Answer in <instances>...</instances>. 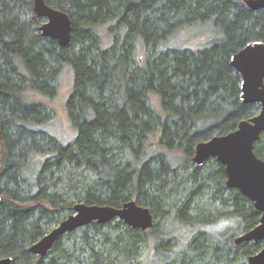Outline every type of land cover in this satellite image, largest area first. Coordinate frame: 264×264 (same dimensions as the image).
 <instances>
[{
    "label": "trees",
    "instance_id": "trees-1",
    "mask_svg": "<svg viewBox=\"0 0 264 264\" xmlns=\"http://www.w3.org/2000/svg\"><path fill=\"white\" fill-rule=\"evenodd\" d=\"M45 1L71 18L65 47L42 36L34 0H0V260L142 264L150 234L161 255L155 264H247L264 241L234 237L256 227L261 213L227 187L217 159L201 166L193 159L198 143L259 111L241 102L230 60L249 42H264V10L253 12L245 0ZM197 29L210 38L176 46L179 35ZM64 68L73 72L67 113L75 137L67 143L40 129L53 120L36 99L58 96ZM255 153L264 160V133ZM69 170L90 177L74 181ZM63 183L78 203L135 200L150 209L154 227L92 223L34 256L30 246L73 213L75 204L56 191ZM207 195L223 208L218 214L204 207ZM224 221L232 226L209 231ZM186 228L194 232L183 241Z\"/></svg>",
    "mask_w": 264,
    "mask_h": 264
},
{
    "label": "water",
    "instance_id": "water-1",
    "mask_svg": "<svg viewBox=\"0 0 264 264\" xmlns=\"http://www.w3.org/2000/svg\"><path fill=\"white\" fill-rule=\"evenodd\" d=\"M246 5L252 11H259L264 9V0H246ZM33 9L35 15L45 21L40 27L44 38L57 41L61 47L70 44L72 21L66 12L52 7L45 0H34ZM231 65L241 76V102L259 104L261 109L252 118L241 121L233 132L215 135L198 143L193 161L201 166L209 158H214L225 166L227 187L239 190L261 213L259 224L239 236L236 243H257L264 241V160L255 153V144L264 133V43L256 41L247 44L231 57ZM1 199L0 193V201ZM115 219L142 231L154 227L150 209L139 205L135 200L120 207L76 203L73 213L33 243L29 252L34 256L45 257L67 233L92 223L104 225ZM0 264H13V259L3 258ZM248 264H264V248L250 256Z\"/></svg>",
    "mask_w": 264,
    "mask_h": 264
},
{
    "label": "rangeland",
    "instance_id": "rangeland-1",
    "mask_svg": "<svg viewBox=\"0 0 264 264\" xmlns=\"http://www.w3.org/2000/svg\"><path fill=\"white\" fill-rule=\"evenodd\" d=\"M203 35H208L210 38V30L209 31H204V29H197L196 32L193 31V33H186L185 35H179V37L175 40V44L176 46H184L187 45L190 42H197V37L199 36H203ZM195 47V45H193ZM72 88H73V72L68 69V68H64L63 73H62V79H61V84H60V89H59V93L58 96L54 99V100H46V99H42L39 97H36V99L44 102L45 104H47V106L50 107L51 111L48 110V113L51 117V119L53 120L51 125L48 126H43L40 129L44 130L46 132H48V134L50 136H52L53 138H55L56 140L60 141L61 143H67L73 140V138L75 137V131L72 129L69 118H68V113H67V101L68 98L72 92ZM179 154V153H178ZM181 156V155H180ZM193 163H195L193 161ZM81 172V171H80ZM80 172H75L73 171L72 173H70V170L67 173V177H71L75 180L81 179L83 177H87L90 175L87 173H83L80 174ZM82 175V176H80ZM66 177V180H67ZM88 177V178H89ZM73 186V185H71ZM56 191L64 193L65 194V199L70 202V203H78V200L76 199V192L73 189V187H67V183H63L61 184L58 188H56ZM210 197L209 195L206 196L205 200H204V207L213 213V214H218L220 211L223 210V208L220 206V204H212L210 202ZM68 216H65L62 221L64 219H66ZM60 221V222H62ZM59 222V223H60ZM59 223L53 224L50 229L49 232L51 230H53L56 226H58ZM214 226H211L209 228V231H213V233H217V229L221 228L223 230H227L228 228H230V226H232L231 222H214ZM220 229V230H221ZM219 231V230H218ZM79 232V231H78ZM194 232V231H193ZM193 232H191L190 229L186 228L184 230H181L180 232V237L183 241H186L189 236L192 234ZM221 232V231H219ZM214 233V234H215ZM242 233L237 234L234 239L238 238L239 236H241ZM183 236V237H182ZM149 237V238H148ZM153 238L152 235H148L147 236V242L144 243V245L142 246V250H141V256L143 259L142 264H155L156 259H160L161 255L157 254L156 252H154V247H155V240L151 239ZM173 244L175 245H179L180 244V240L178 241V239H172L171 241ZM182 245V244H180ZM169 248V247H167ZM162 259V258H161ZM248 264V262H247Z\"/></svg>",
    "mask_w": 264,
    "mask_h": 264
},
{
    "label": "flooded vegetation",
    "instance_id": "flooded-vegetation-1",
    "mask_svg": "<svg viewBox=\"0 0 264 264\" xmlns=\"http://www.w3.org/2000/svg\"><path fill=\"white\" fill-rule=\"evenodd\" d=\"M244 4L246 5V0L244 1ZM246 6H247V5H246ZM247 7H248V6H247ZM248 8H249V7H248ZM262 10H264V9H262ZM259 11H260V10H259ZM253 12H257V11H253ZM256 41H259V42L264 43V42L261 41V40H255V41H251V42H256ZM251 42H249V43H251ZM249 43H248V44H249ZM246 46H247V45H246ZM246 46H245V47H246ZM245 47H244V48H245ZM241 50H242V49H241ZM241 50H240V51H241ZM240 51H239V52H240ZM237 53H238V52H237ZM235 54H236V53H235ZM230 62H231V60H230ZM240 77H241V76H240ZM241 81H242V80H241ZM257 105L259 106V111H260L261 106H260L259 104H257ZM259 111H258V113H259ZM258 113H257V114H258ZM249 119H250V118H249ZM236 239H237V238H236ZM236 239H235V242H236ZM259 242H260V241H259ZM263 248H264V247H263ZM263 248H262V249H263ZM257 253H258V252H257ZM255 254H256V253H255ZM247 262H248V260H247Z\"/></svg>",
    "mask_w": 264,
    "mask_h": 264
}]
</instances>
